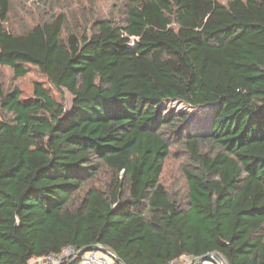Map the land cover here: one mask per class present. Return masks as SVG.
I'll list each match as a JSON object with an SVG mask.
<instances>
[{
  "label": "trees",
  "instance_id": "1",
  "mask_svg": "<svg viewBox=\"0 0 264 264\" xmlns=\"http://www.w3.org/2000/svg\"><path fill=\"white\" fill-rule=\"evenodd\" d=\"M10 9L0 66L33 65L72 99L0 73V264L92 244L125 264H264V0H126L119 19L52 13L19 32ZM164 100L212 106L208 131ZM172 148L182 192L161 182Z\"/></svg>",
  "mask_w": 264,
  "mask_h": 264
},
{
  "label": "rangeland",
  "instance_id": "2",
  "mask_svg": "<svg viewBox=\"0 0 264 264\" xmlns=\"http://www.w3.org/2000/svg\"><path fill=\"white\" fill-rule=\"evenodd\" d=\"M11 9L6 26L14 31H23L32 26L43 15L52 13H64L70 25L78 23L80 29L87 21L94 17H106L119 19L123 13V7L126 0H10ZM76 25V24H75ZM27 73L20 78L15 79L10 68L0 66L2 82L5 89H11L17 86L24 97L30 96L32 86L35 81L42 83L50 88L52 94L58 100H63L67 108L71 104L72 96L67 90L59 93L46 77L33 65L26 66ZM158 107L164 113H176L187 115L184 124L192 130L193 133H205L208 131L214 110L212 106L202 108H192L178 100H164ZM184 163V154L172 148L169 157L164 162L161 182L170 190L182 192L185 190L182 166ZM105 179V178H104ZM224 264L226 262L221 259ZM195 262V261H194ZM199 264H217L212 260H205Z\"/></svg>",
  "mask_w": 264,
  "mask_h": 264
},
{
  "label": "built area",
  "instance_id": "3",
  "mask_svg": "<svg viewBox=\"0 0 264 264\" xmlns=\"http://www.w3.org/2000/svg\"><path fill=\"white\" fill-rule=\"evenodd\" d=\"M77 251L72 246L62 248L58 253H50L46 256L30 259L28 264H61L64 260L76 257ZM79 264H117L111 255L99 250L86 251L77 257ZM196 257L182 255L178 259L167 264H193Z\"/></svg>",
  "mask_w": 264,
  "mask_h": 264
},
{
  "label": "water",
  "instance_id": "4",
  "mask_svg": "<svg viewBox=\"0 0 264 264\" xmlns=\"http://www.w3.org/2000/svg\"><path fill=\"white\" fill-rule=\"evenodd\" d=\"M91 250H99V251H102V252H104L107 255H111L115 259V261L117 263H119V264H125L111 250H109V249H107L105 247H102L99 244H92V245L83 247L82 249H80L79 251H77L76 257L75 258H72L67 264H71L72 262L75 261V259H77V257H79L80 255H82L84 252L91 251ZM212 259H214L217 262V264H224L223 261L221 260V258L218 257L214 252H208V253L202 255L193 264H199L202 261L212 260Z\"/></svg>",
  "mask_w": 264,
  "mask_h": 264
}]
</instances>
